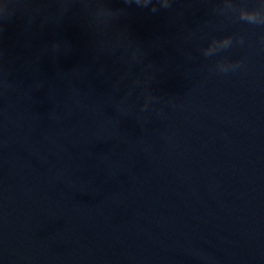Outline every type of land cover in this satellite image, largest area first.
<instances>
[{"label":"water","instance_id":"obj_1","mask_svg":"<svg viewBox=\"0 0 264 264\" xmlns=\"http://www.w3.org/2000/svg\"><path fill=\"white\" fill-rule=\"evenodd\" d=\"M169 4L0 0V264H264V0Z\"/></svg>","mask_w":264,"mask_h":264},{"label":"clouds","instance_id":"obj_2","mask_svg":"<svg viewBox=\"0 0 264 264\" xmlns=\"http://www.w3.org/2000/svg\"><path fill=\"white\" fill-rule=\"evenodd\" d=\"M131 2V0H125V3H129ZM157 2L164 8H168L170 6L169 4V0H157ZM135 3L137 5H143V6H147L148 4L152 3V0H135ZM152 12H156L157 9L155 7V5H153V7L151 8ZM241 19L245 20L246 23L248 24H253V25H264V21H257L255 19V17H241ZM240 43H243V39H241ZM205 57H210L212 55V53L209 52H205L203 54ZM217 64H223V62H217ZM239 64H233V63H228L226 66H221L219 71L227 73L230 69H234L236 67H238ZM134 83H139V81H134ZM146 98H151L154 99L151 96H148ZM145 107H147V105L145 104Z\"/></svg>","mask_w":264,"mask_h":264}]
</instances>
